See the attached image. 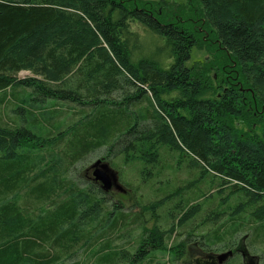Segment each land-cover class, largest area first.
<instances>
[{"label": "trees", "instance_id": "trees-1", "mask_svg": "<svg viewBox=\"0 0 264 264\" xmlns=\"http://www.w3.org/2000/svg\"><path fill=\"white\" fill-rule=\"evenodd\" d=\"M201 46L210 56L186 65ZM50 100L79 117L62 129ZM0 105L15 116L0 118V264H166L158 252L173 262L191 243L253 255L229 243L242 229L264 242V0H0ZM99 148L124 187L117 157L148 175L165 157L196 172L132 212L72 180ZM135 232L133 248L116 243Z\"/></svg>", "mask_w": 264, "mask_h": 264}, {"label": "rangeland", "instance_id": "rangeland-1", "mask_svg": "<svg viewBox=\"0 0 264 264\" xmlns=\"http://www.w3.org/2000/svg\"><path fill=\"white\" fill-rule=\"evenodd\" d=\"M143 1H153V2H167L171 3L172 5H181V6H186L188 4V0H143ZM131 28L133 30L137 31H144L143 26H141L137 22H133L131 24ZM202 47V46H201ZM210 56V52L207 51L206 48H199L195 47L193 48L191 55L189 59L186 62V65L188 66H193L195 63L198 62H203L207 57ZM30 73L28 71H22L19 73V77H25L29 75ZM214 77H217V74L219 75L218 71L213 70L211 72ZM221 74V72H220ZM17 92L20 94V97L24 95L25 97V92L29 93V90H23L20 88H17ZM23 93V94H22ZM22 94V96H21ZM49 105L54 108V111H58L60 113H54L50 114L49 118L58 125L64 129L67 125H71L78 117V114H75L76 110L79 109V106L69 104L67 105L66 102H61V101H49ZM13 105H7L6 107H3V105H0V118L2 119H15V116L12 112ZM63 111V112H61ZM75 112V113H74ZM67 149V148H66ZM104 149H96L95 151L90 152L88 155L84 156L79 162H77L70 171V174L72 175L71 178H74L72 180L76 181L78 183H83L84 180H88L91 176L93 179V171L89 170V167L98 159H102L104 156L103 153ZM171 155V154H169ZM166 156V155H165ZM164 157V156H163ZM115 163L117 166V169H120L122 172L121 175V180L125 184V189L127 190L125 193L118 191L115 188L110 189V194L112 195L113 198L121 200L127 208L133 207L132 212H138L141 211V204H146L150 201H153L157 198L164 197L165 193L167 192H162L163 190L157 191L156 189L159 186H162L163 188H166L165 186L168 184L170 188L174 189L176 187H179L180 184L184 183L187 178L193 177L195 175L196 169H190L186 166V164L181 165L179 167L176 165L174 162V159L171 157H165L164 162H168L169 165L163 170V172H159L158 168H154V172L152 174H145L144 171L142 172V163H134V164H124L122 161V158L117 157L115 159ZM178 167V168H177ZM88 170V172H86ZM78 175L77 177L75 175ZM156 176H154V175ZM160 174V175H159ZM159 175V176H158ZM136 194H135V192ZM216 189L212 190L215 191ZM218 191L220 188L218 187ZM225 192L222 193L224 196ZM192 203L196 202V200L191 201ZM36 203L33 204V206ZM219 201H214L213 203H208L204 205V211L196 216L194 220H192L185 228L177 227V229H180V232L182 233V237H184V234L186 233L184 230H191L190 228L194 227V225H197V223H202L205 220V213L207 210L212 209V208H217L219 206ZM160 214H162L160 212ZM164 215V214H162ZM165 216V215H164ZM150 219L151 217L148 216ZM224 220H226V217H222V219L216 223V224H221ZM214 223L210 222L206 226L203 225L202 227H199L200 229V234L208 228H211ZM153 225V220H150L147 223L148 227H151ZM164 228H169L171 225L169 223H162ZM133 229H139V228H133ZM179 232V233H180ZM253 230L251 229H242L239 230L237 234H235L232 238V241L229 242L230 245H236L241 239L244 238V242L248 246L250 253L253 255H256L258 257L259 264H264V242L261 240H257L256 236L252 233ZM138 232H135L133 236L129 237H121L119 239H116V243H121L123 241H127L129 239V243H126V246L129 248H133V242L131 239L136 242L138 240L137 236ZM180 236V237H181ZM257 241H256V240ZM173 241L176 242V238L172 239ZM171 240V241H172ZM132 242V244L130 243ZM223 244H216L212 246V249L215 248V250L212 253H207L202 246L199 243H191L186 246V253L184 254L183 257H181L178 260H174L173 262L171 261L172 256L168 253H163V252H158L157 253V260L156 262L160 263H170V264H216L218 262L217 256L219 254H222L227 251V249H223ZM234 247V246H233ZM233 258V257H232ZM231 258L227 259L224 264H243L242 259L239 257H234L233 261H230ZM223 264V263H222Z\"/></svg>", "mask_w": 264, "mask_h": 264}, {"label": "water", "instance_id": "water-1", "mask_svg": "<svg viewBox=\"0 0 264 264\" xmlns=\"http://www.w3.org/2000/svg\"><path fill=\"white\" fill-rule=\"evenodd\" d=\"M89 170L93 171V180L100 182L102 187L106 191H109L111 188H115L118 191L124 193L127 191L120 182L119 172L115 168H113L109 162L103 159H98L89 167ZM232 255V250L219 254L217 256L219 264H222L227 258ZM257 264H259L258 260Z\"/></svg>", "mask_w": 264, "mask_h": 264}, {"label": "flooded vegetation", "instance_id": "flooded-vegetation-1", "mask_svg": "<svg viewBox=\"0 0 264 264\" xmlns=\"http://www.w3.org/2000/svg\"><path fill=\"white\" fill-rule=\"evenodd\" d=\"M86 172H88V171H86ZM89 177L91 178V176H89ZM235 253L241 254L243 264H257L258 258L256 256H253V255L249 254L248 252H246L244 250V247L242 246V244H240V246L238 248L233 250V255H235ZM253 258H255V259H253ZM216 264H219V262H217Z\"/></svg>", "mask_w": 264, "mask_h": 264}]
</instances>
